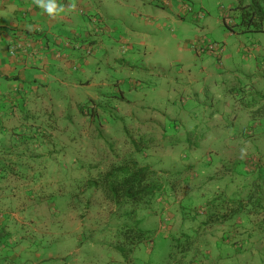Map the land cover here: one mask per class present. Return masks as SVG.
<instances>
[{
    "label": "crops",
    "instance_id": "1",
    "mask_svg": "<svg viewBox=\"0 0 264 264\" xmlns=\"http://www.w3.org/2000/svg\"><path fill=\"white\" fill-rule=\"evenodd\" d=\"M212 1L169 0L163 7L160 0H46L63 9L50 15L36 0H0V264H123L115 250L116 232L120 225L137 222L168 241L181 233H193L199 240L210 235L201 231V218L192 222L202 214L192 200L174 201L175 191L169 193L165 184L162 197L131 217L122 216L100 188H75V182L103 172L114 153L132 150L116 139L112 128L103 129L100 139L87 131L77 142L78 153L76 143L60 155L48 144L25 143V138H38L22 116L25 112L42 119L45 109L58 115L76 101L99 100L114 79L131 88L126 92L130 101L114 110H161L169 117H147H152L147 132L166 146L144 152L152 170L181 171H171L178 163L167 150L183 153L205 146L206 152L214 151L210 159L205 152L193 163L181 164L196 167L192 191L200 210L218 193L245 203L257 182H264V166L248 169L249 156L241 151L264 148L262 122H253L246 111L251 109L244 106L255 92L251 80L264 76V31H241L240 5L250 0H228L227 6H213ZM94 16L104 23L100 26ZM204 36L223 44L221 64L194 49ZM22 37L36 44V53L11 56L12 40ZM68 37L93 39L94 51L80 58L76 50L41 44ZM14 93L23 96L24 104L11 109L7 102ZM253 123L254 136L247 137L243 130ZM74 129L72 124L67 131ZM193 132L200 144L195 148ZM81 160L82 169L77 165ZM96 161V168H87ZM251 205L242 207L238 226L230 222L218 228L243 232L244 240L251 226L264 223V204L253 214L247 213ZM210 232L215 235L211 240L217 239L219 233ZM145 249L142 245L132 251L134 264H148ZM239 249L222 255L211 250L200 264H218L220 259L231 264L243 253L257 264L248 244Z\"/></svg>",
    "mask_w": 264,
    "mask_h": 264
},
{
    "label": "trees",
    "instance_id": "2",
    "mask_svg": "<svg viewBox=\"0 0 264 264\" xmlns=\"http://www.w3.org/2000/svg\"><path fill=\"white\" fill-rule=\"evenodd\" d=\"M263 6L264 0H250L248 3L240 5V8L244 10L241 13L240 21H238V24L244 25L241 31H264ZM94 17L101 26L103 20L100 17ZM228 25L230 24L228 23ZM41 44H44L48 49L52 47V49L59 48V50L65 48L76 50L79 52L80 58L88 56L94 51L93 39L80 41L77 38L68 37L54 40L51 44L46 40ZM78 67H80V64H78ZM117 83L118 79H114L111 82L113 87H110L108 93L103 95L101 99L86 98L76 101L67 106L65 110H60L58 115H55L52 110L45 109L43 110L44 117L39 119L37 115H30L25 112L22 116H24L26 123L37 132L38 138L34 140L28 137L24 140L25 143L37 141L38 143L48 144L50 149H57L59 155L66 151V148L70 146L69 144L76 143V152L78 153L80 150H78L77 142L81 140V137L87 131H92V134L100 139L103 138V129L112 128L110 131L116 135V139L129 144V148L132 150L122 156H119V152L115 151L117 153H114L107 168L96 177H89L82 186L100 188L107 195L106 197L114 202L117 210H121L122 216L131 217L135 215L137 208H150L152 202L162 197L165 191L159 172L152 170L151 166L145 163L144 152L152 146H165L164 143L155 142V139L151 136L152 132H147L149 121H152L150 118L158 116L166 120L169 117L161 110H114L120 103L126 104L130 101L126 96V92L130 91L131 88L117 85ZM110 89H115L116 92L112 93ZM22 97L18 93L12 94L8 98V107L12 109L23 105ZM249 100L244 103V106L251 109L246 110L250 119L253 122H264V85L256 89ZM250 104L254 107L251 108L252 105ZM148 115H152V117L147 119ZM72 124L75 126L74 132L67 131L69 125ZM254 128V123L248 124L243 132L247 137H252L254 136ZM159 130L164 132L162 125L159 126ZM164 135L160 139H163ZM173 143L177 142H168V145L173 146ZM138 156H140L139 159ZM98 164V161L87 164V168H96ZM260 164V160H258L257 162L251 161L246 166L248 169L256 171L260 168ZM77 165L82 169L85 162L78 161ZM186 173L185 171L174 173L172 187L181 183L184 179H181V177L187 176ZM177 178L179 179L178 183L175 180ZM257 184L245 203L241 200L229 199L223 193L211 198L202 214L192 219L194 223L198 218H201L203 225L201 231L203 233L209 232L210 235L203 240H199L193 233H181L174 236L176 243L173 250L175 253L173 254V264H200L206 253L211 250L214 254L218 253L219 255L227 254L230 249L237 253V247L241 249L247 244L252 252L251 254L255 253L257 256V264H264V236L257 238V235L264 233V223L262 221L258 225L250 227L251 232L246 233L244 240L242 239L243 232L233 230L231 233L230 229L218 228L222 224L230 222L235 227L238 226L236 222V219H239L238 214L241 213L242 207L247 206L249 203H252V205L247 213H257L255 209L264 204V182L258 181ZM75 185L79 186V181L75 182ZM181 186H186V183ZM260 210L264 211V206H261ZM139 224L140 222L133 226L123 224L117 229L115 250L118 252L123 264H134L131 256L132 251L141 249L142 245L146 246L145 252L148 257V264L154 259L152 255L154 254L155 232L143 230L139 227ZM211 229L219 233L218 237L216 235L217 239L215 240H211V236H215L210 232ZM250 234L254 241L248 242ZM218 264L226 263L224 259H220Z\"/></svg>",
    "mask_w": 264,
    "mask_h": 264
},
{
    "label": "rangeland",
    "instance_id": "3",
    "mask_svg": "<svg viewBox=\"0 0 264 264\" xmlns=\"http://www.w3.org/2000/svg\"><path fill=\"white\" fill-rule=\"evenodd\" d=\"M219 2H221L223 5H226V6L229 5L228 4V0H213L211 5L214 6L217 3H219ZM201 16H203V14ZM201 38L209 39L210 41L216 42V43L220 44L223 47V44L221 43V41L213 40V39L208 38L206 36L201 37ZM19 55H17V56H19ZM251 81H252L251 83L253 84V86H251V84H249V85L255 90V92H256V86H257L256 82L258 83L259 88L264 85V78L263 77L261 79L259 77H257L255 80L252 79ZM250 98H251V95H250ZM250 105H252V104H250ZM252 107H254V106L252 105L251 108ZM188 122H189V120H188ZM248 123H251V120H249ZM237 124L238 123L236 121V125ZM261 125L264 127V122H262ZM192 135H193V138L191 139L192 140V148H195V147H193V145H195V144L200 145V144H199L198 140L195 138L196 136H194V132L192 133ZM159 147H161V146H159ZM214 147L215 146L207 147V148L209 149V148H214ZM116 149L120 150L121 148L117 147ZM160 150L162 151L161 148H160ZM239 150H240V148H239ZM241 151H242V153H245L246 155H248L249 158L262 157L260 159L261 162H262L260 165L264 166V160H263L264 159V148H263V150L259 151V150L254 149L251 146H247V148H241ZM165 152H166V150H165ZM167 152L170 153V155H172L173 158H176L177 163H178V165L176 163H174V166L172 167L171 171H174V169H177L179 167L181 169V171L177 170V173H181V172H184V171L187 172L186 173L187 176H185V177L182 176L181 177V179L184 178L182 180V182L177 184V186L174 185V187H172L171 183L173 181V174L175 172L170 173V172H166V170L160 169L158 172H159L160 178L163 180V184L166 185L167 191L169 193L172 192V191H175V196L173 195L174 196V201L177 200V201H179V203H181V202L186 203V202L192 200V205H193L194 210L197 213H202L203 209L200 210V205L198 204V201H197L196 192L194 190L192 191V189H194L197 186V184L194 181V178H192V176H191L196 171L195 170L196 167H194V166L186 167V166H183L181 164L193 163V161H196V158H199V159L202 158L203 155L206 152V147L204 146L203 148H199V149H196V150L193 149V151H191V152L175 153V151H174L172 153L171 150H167ZM213 154H214V151H212L210 149L206 152V155H208L209 159L213 156ZM184 155L186 157H184ZM175 180H176V183L179 182L178 178L175 179ZM84 182H85V179L79 181V186L75 185V188L77 190H80L79 187H83L82 185L84 184ZM184 183H186V186H184V187L181 186ZM211 187H209V191H211ZM169 188H171V189H169ZM218 194H216V195H218ZM167 214L168 213H166V216H165L166 218L169 217V215H167ZM154 240H155V246L153 247V249H154L153 253L154 254L152 255V258H155V259H152L150 264H173L174 263V255L173 254H175L173 252V250L175 249L174 244L176 243L175 238H171V240L168 241V240L162 238L159 235V236H154ZM233 261L236 264L237 263L244 264L245 261H251L250 264H256V259L255 258L254 259L250 258V255H248L247 253H243V255L241 254L239 257L234 258V260L232 259L231 260V264H232Z\"/></svg>",
    "mask_w": 264,
    "mask_h": 264
},
{
    "label": "built area",
    "instance_id": "4",
    "mask_svg": "<svg viewBox=\"0 0 264 264\" xmlns=\"http://www.w3.org/2000/svg\"><path fill=\"white\" fill-rule=\"evenodd\" d=\"M168 1L169 0H160L161 6H166ZM37 49L36 44L31 40L14 38L11 42L9 53L11 56H17L19 54L28 55L31 51L36 53ZM194 49L198 53H209L213 55L221 64L223 47L220 44L210 41L209 39L200 38L194 43Z\"/></svg>",
    "mask_w": 264,
    "mask_h": 264
},
{
    "label": "clouds",
    "instance_id": "5",
    "mask_svg": "<svg viewBox=\"0 0 264 264\" xmlns=\"http://www.w3.org/2000/svg\"><path fill=\"white\" fill-rule=\"evenodd\" d=\"M36 3L39 7L43 8L48 14H53L56 11H63V9H57L56 6L51 3V2H46V0H36ZM222 60V59H221ZM217 61V59H216ZM218 62V61H217ZM260 157H252L248 159V163H251V161L253 162H257L258 160H260ZM261 163V160H260Z\"/></svg>",
    "mask_w": 264,
    "mask_h": 264
}]
</instances>
